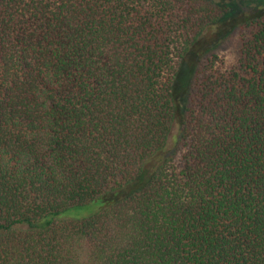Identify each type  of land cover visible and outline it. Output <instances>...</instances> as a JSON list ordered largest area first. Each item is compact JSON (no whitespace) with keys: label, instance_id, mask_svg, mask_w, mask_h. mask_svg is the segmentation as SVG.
<instances>
[{"label":"trees","instance_id":"16d2710c","mask_svg":"<svg viewBox=\"0 0 264 264\" xmlns=\"http://www.w3.org/2000/svg\"><path fill=\"white\" fill-rule=\"evenodd\" d=\"M249 1L0 0V264H264Z\"/></svg>","mask_w":264,"mask_h":264},{"label":"rangeland","instance_id":"374dc122","mask_svg":"<svg viewBox=\"0 0 264 264\" xmlns=\"http://www.w3.org/2000/svg\"><path fill=\"white\" fill-rule=\"evenodd\" d=\"M217 5L228 6L230 8V14L234 15L242 10H247L254 7L257 3L255 1H239V0H211ZM261 1V0H259ZM263 1V0H262ZM239 47L238 29L230 32L221 42L220 46L216 50L217 54L223 58L226 63L235 59L236 51ZM175 127V126H174ZM175 132V129H174ZM95 204L88 205L84 208H73L68 211L69 216L72 217H85L95 211Z\"/></svg>","mask_w":264,"mask_h":264}]
</instances>
